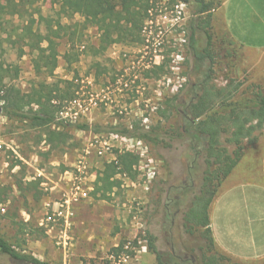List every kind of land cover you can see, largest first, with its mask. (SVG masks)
<instances>
[{"label":"rangeland","instance_id":"374dc122","mask_svg":"<svg viewBox=\"0 0 264 264\" xmlns=\"http://www.w3.org/2000/svg\"><path fill=\"white\" fill-rule=\"evenodd\" d=\"M205 1L210 8L199 13L200 6L195 2L185 5L158 0L143 25L140 43H101L102 32L94 26L82 33L72 28L77 33L73 47L62 31L61 38H55L58 67L52 76H36L33 60L38 54L30 43L38 38L32 39L27 28L45 36L47 27L59 21V6L52 0H40L22 17L4 16L0 107L9 90L11 100L17 99L19 106H25L33 91L39 90V81H47L50 90L60 89L66 95L53 102L60 104L57 121L92 127L86 132L67 125L32 128L28 122L0 114V236L17 251L50 264H113L110 255L121 252L132 258L129 264H159L157 256L148 249V232L155 238L164 264H237L218 247H205L200 235L203 227L195 225L194 234L190 235L183 221L199 194L205 166L192 169V173H197L196 184L186 189L182 187L184 170L193 162L194 151L204 149L202 143L213 145L207 162L212 176L206 199L210 194L218 195L228 184L231 173L223 178V161L240 151L239 161L243 162L254 149H264V123L260 126L254 119L246 127L256 128L250 134L245 132L239 143L235 140L231 111L254 101L264 94V88L247 74L243 50L226 35L214 12L219 1ZM80 20L79 16L72 20L62 18L61 23L73 25ZM191 26L196 29V46L201 51L206 48L215 62L205 83L215 102L196 123L218 118L213 141L201 139L194 148L189 144L190 135L182 131L187 128L182 113L201 94L199 85L206 79L209 61L199 63L192 55L188 39ZM161 65L162 71L158 69ZM124 129L136 137L117 134ZM139 129L158 131L164 140L158 145L140 139ZM49 131L60 135L51 141ZM124 152L140 158L135 179L118 174L113 178L115 187L108 191L97 183L98 178L105 165ZM82 156L89 159L93 191L74 209L70 239L64 247L59 244L63 227L58 222H46L47 213L54 202L62 199L68 186L66 174L72 173ZM16 161L21 164L14 167ZM22 177L21 191L16 183ZM188 183L193 184L190 179ZM170 186L173 188L169 199H178L171 206L172 213L180 210L173 226L170 219L164 223ZM122 243H130V249L115 251ZM0 264L15 263L0 253Z\"/></svg>","mask_w":264,"mask_h":264},{"label":"trees","instance_id":"16d2710c","mask_svg":"<svg viewBox=\"0 0 264 264\" xmlns=\"http://www.w3.org/2000/svg\"><path fill=\"white\" fill-rule=\"evenodd\" d=\"M40 0H0V42L2 37L3 29V19L4 16L12 17H22L24 13H28L30 8L34 6ZM181 4H189L190 2H195L200 6L199 13H205L209 10L210 5H207L205 0H173ZM1 2L3 4L1 5ZM158 0H52L54 5L59 6L57 12L59 21L57 24L50 25L47 27L48 33L45 36L34 33L30 27L27 28V32L32 36V39L38 38L34 43H30V47L33 51L37 52V57L33 60V66L36 76L45 74L46 76H52L58 67V53H57V43L55 38H61V32L69 37V40L74 47L76 45V34L78 31L82 33L84 30L91 27L97 26L102 32L101 43H140L141 31L143 25L150 17V11L153 9L154 4ZM75 16L81 18L80 21L74 23L73 25H63L61 23L62 18L73 19ZM33 22V19L31 20ZM75 28L74 33L71 31ZM189 39V49L199 63H204L206 60L209 61V67L205 76V80L199 85L201 88V94L197 95L196 102L188 104L186 110L183 114V119L187 126L188 132L195 133L196 140H201L200 134L207 136L213 141L215 138L216 129L215 125H218V118L209 117L207 121L196 123V119L208 114L214 104L212 100V93L210 89H206V80L212 71V67L215 64L213 57L210 52L204 48L202 51L198 49L197 36L195 27L191 26V31L188 36ZM46 45H43V44ZM206 46H210V43ZM164 65L158 66V69L162 71ZM2 65L0 64V70H2ZM0 82L1 77H0ZM39 90H34L29 96L25 106H19L17 99L11 100L12 92L7 91L9 94L3 97L4 105L2 106L1 115L7 118H18L22 121L30 123L32 128H51V126H68L73 127L79 131H92V127L89 124L76 125L75 123H64L59 122L56 119V113L60 111V104L55 105L53 102L55 99L63 100L66 95L61 94V90H50L47 81H39L37 84ZM1 91V89H0ZM55 94V95H54ZM59 94V95H57ZM61 94V95H60ZM69 95H72L70 92ZM36 106V108L34 107ZM26 107L28 109H26ZM234 118L232 122L236 127L235 140L237 143L240 142L242 137H245V132L251 133V130L255 127H246L250 123V120H257V124L260 126L264 123V94H259L254 101L248 104H241L240 106H235L231 111ZM246 114L247 117H242ZM202 124L205 127H202ZM66 126V127H67ZM138 130V129H136ZM140 135L138 137L143 140H149L154 144H161L164 140V135L155 130L139 129ZM133 132L124 129L123 131H118L117 134H121L124 137H136L132 134ZM60 133L53 131L48 132L49 140L53 141L57 139ZM247 135V134H246ZM211 147L209 146V153L211 152ZM241 159V152L237 151L235 157H229L226 161L222 162L223 178H226ZM140 158L138 155H134L130 152L118 153L116 160L106 164L101 176L98 178L97 183H101L108 191H112L115 187L113 181L114 176L118 174L130 176L135 179L136 176V166L139 164ZM21 164V161H16L14 166ZM225 167V169H224ZM210 168V166H209ZM208 177L205 179L201 195L198 196L193 203V207L186 214V230L190 235L194 234L192 228L195 225H199L204 228L201 232V240L205 242V247L209 246L217 247L215 240L212 235L210 227V215L209 207L214 198L217 195L210 194L211 197L206 199V194L209 193V183L211 181L212 174L209 173ZM211 175V176H210ZM23 179L22 177L16 186L19 190H23ZM33 184V182L29 183ZM195 223V224H194ZM148 239V249L157 256L159 264H164L162 260V254L157 250L155 246V238L147 232ZM124 243H122L119 248L115 251L124 250ZM0 253L5 254L10 257V259L15 264H50L45 261H41L31 255H27L17 251L11 244H9L4 238L0 236ZM85 264H95L94 262H86ZM106 264H111L107 262ZM239 264V263H237Z\"/></svg>","mask_w":264,"mask_h":264},{"label":"crops","instance_id":"0c3cea01","mask_svg":"<svg viewBox=\"0 0 264 264\" xmlns=\"http://www.w3.org/2000/svg\"><path fill=\"white\" fill-rule=\"evenodd\" d=\"M218 1L214 12L226 35L243 50L252 81L264 88V0ZM243 160L211 206L210 227L225 256L239 264H264V149Z\"/></svg>","mask_w":264,"mask_h":264},{"label":"built area","instance_id":"2783aa9c","mask_svg":"<svg viewBox=\"0 0 264 264\" xmlns=\"http://www.w3.org/2000/svg\"><path fill=\"white\" fill-rule=\"evenodd\" d=\"M74 103H76V101ZM91 103L93 106L96 105L93 103V99L91 100ZM65 114L67 116L69 115L68 112ZM75 115H77L76 112ZM71 122L73 123V121ZM100 154L102 155L103 153L100 152ZM88 160V157L82 156L75 164L72 173L66 174L68 175L67 190L65 191L62 199L54 202V206L50 207V212L47 213L46 222H58L62 225L63 230L61 231L59 244L64 247H66L68 240L70 239L68 233L73 224L75 214L74 209L80 202L89 199L90 193L93 191V187L91 185L92 180L90 179L91 177L88 172ZM2 211H4V209H2ZM130 247L131 244L127 243L124 246V251L129 250ZM110 259L113 260V264H129L132 260L126 252H121L118 255L112 254L110 255Z\"/></svg>","mask_w":264,"mask_h":264},{"label":"flooded vegetation","instance_id":"af4514ba","mask_svg":"<svg viewBox=\"0 0 264 264\" xmlns=\"http://www.w3.org/2000/svg\"><path fill=\"white\" fill-rule=\"evenodd\" d=\"M182 114H184V113H182ZM184 122H185V120H184ZM182 131L185 132L187 135H190V136H188V139H189V142H190L189 144L192 146V148L197 147V144H198L197 142L198 141L196 140L195 133L188 132L187 128L185 129V127L182 128ZM199 136H201L202 139L208 138L207 136H204L202 134H200ZM202 144L204 145V149L203 150H198V151L195 150L194 151V153L192 155L193 156V162L188 165L187 170H184V174H186V179L183 180V186H182L184 189H186V188H189V187L195 185L196 184L195 183V180H196L195 176L197 177V173H195V174L192 173V169L196 168L197 165L205 166V168L202 169V173L200 175L201 176V178H200L201 179V182H200V191H199V194L197 195V197L201 195V191H202V188H203L205 179L209 175L208 172H207V162H208V159H209V149L210 148L207 145V142L206 141L204 143H202ZM170 148L171 147L169 145L168 150ZM197 160H199L200 163H198ZM178 171H179V168H177L175 170L174 179H176L175 177H176ZM189 179H190V181L193 184L190 185L188 183V180ZM172 188H173V186L172 187L170 186L168 188L167 195H166V198L167 199H166L165 205H164L165 206V210H166V213L164 214V218H165L164 223H166L170 219V225L173 226V225H175V221H174L175 218L174 217L177 216L180 213V210L174 211L172 213V210L173 209L171 208V206H172V204H174L175 202L178 201L177 197H175L173 199H169V194H170ZM197 197H195L194 200H196ZM187 212L183 216V221H184V227H185V229H186V225H185L186 224V219H185V217H186ZM192 261L194 262V260H192Z\"/></svg>","mask_w":264,"mask_h":264},{"label":"water","instance_id":"95a60500","mask_svg":"<svg viewBox=\"0 0 264 264\" xmlns=\"http://www.w3.org/2000/svg\"><path fill=\"white\" fill-rule=\"evenodd\" d=\"M2 113V109H1V107H0V114Z\"/></svg>","mask_w":264,"mask_h":264}]
</instances>
